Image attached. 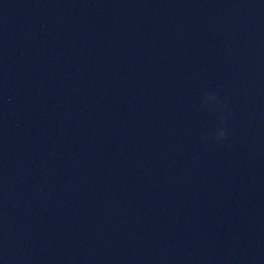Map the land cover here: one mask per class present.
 <instances>
[{"label":"water","instance_id":"obj_1","mask_svg":"<svg viewBox=\"0 0 264 264\" xmlns=\"http://www.w3.org/2000/svg\"><path fill=\"white\" fill-rule=\"evenodd\" d=\"M0 264H264V0H0Z\"/></svg>","mask_w":264,"mask_h":264},{"label":"clouds","instance_id":"obj_2","mask_svg":"<svg viewBox=\"0 0 264 264\" xmlns=\"http://www.w3.org/2000/svg\"><path fill=\"white\" fill-rule=\"evenodd\" d=\"M209 99L212 100L213 103H211V104L206 103V100H209ZM215 102H216V96L214 94H205L201 100V107L208 105V106H210L209 110L214 111L215 108L212 106L215 105ZM224 122H225V119L223 117L218 118L217 130L207 133L204 137H202V139L212 140L215 142L223 141L225 139V135H226L225 130L223 128Z\"/></svg>","mask_w":264,"mask_h":264}]
</instances>
